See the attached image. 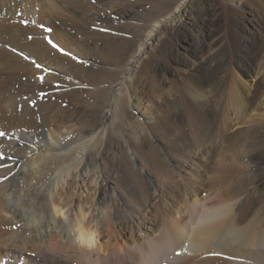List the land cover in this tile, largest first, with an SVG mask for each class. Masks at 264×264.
<instances>
[{"label":"bare ground","instance_id":"6f19581e","mask_svg":"<svg viewBox=\"0 0 264 264\" xmlns=\"http://www.w3.org/2000/svg\"><path fill=\"white\" fill-rule=\"evenodd\" d=\"M22 1L18 17L13 0H0V264H264V113L258 120L248 109L264 100V73L248 91L239 77L231 78L230 107L213 108L208 95L227 60L238 62L247 82L253 79L251 65L264 47L254 30L241 35L239 53L189 70L170 97L171 110L147 113L142 132L135 129L136 138L127 141L120 128L132 133L128 109L140 108L142 75L148 73L146 66L137 68L139 61L148 60L158 82L173 58L187 64L171 48L162 62L152 51L164 30L172 40L179 37L184 15L192 12L189 3L199 7L205 0H158L168 15L154 22L146 39L139 35L118 45L126 60L106 63L108 71L102 46L95 56L86 54L87 64L72 55L92 32H82L78 20L58 23L64 14L58 0ZM144 1L157 0L117 7L119 22L109 37H123L121 20ZM206 9L190 26V37L203 46L206 36L196 28L209 24ZM42 19L45 26H37ZM89 67L95 115L84 130L64 133L60 122L88 102L74 77ZM218 138L224 142L216 144ZM226 141L241 149L239 159L224 160ZM129 147L133 157L126 154ZM66 180L72 190L59 189Z\"/></svg>","mask_w":264,"mask_h":264},{"label":"rangeland","instance_id":"374dc122","mask_svg":"<svg viewBox=\"0 0 264 264\" xmlns=\"http://www.w3.org/2000/svg\"><path fill=\"white\" fill-rule=\"evenodd\" d=\"M47 1H49V0H40V2H42V3L43 2L47 3ZM58 1H59V3L62 4V6H64V11H63L64 14L62 15V17L60 19H57L58 23L61 22V19L63 17L65 18V20L62 19V21H69L71 23V25H72L73 21L75 22L76 20H78L75 22V25L81 26L80 29L82 32L83 31L92 32L91 33L92 35H87L86 36L87 38L79 40L78 41L79 43L77 42L78 44H80L78 46L79 50H75L74 54H72V55L76 59H79V60H81V62L87 64L86 61L88 60V58L85 57L86 54H87V57H89V58L92 56H95L97 54V52H96L97 46H100V47L102 46L104 49L103 52L106 55L108 61H105L104 62L105 64L100 63V62H98L97 64H103L104 69L107 71L109 70L107 68L109 66V64H106V63H112V64L117 63L118 64V63H120V62L122 63L123 61L126 60L123 58L124 52L122 51V47L119 48V46H122L123 43L125 44V42L129 39L133 40V39L139 37V35H140V38H142L143 40L146 39V37H147L146 35L150 32L151 29H153V26L155 25L154 22L158 21V19L164 18L170 12L169 8H167V9L161 8V7L159 8L158 6L160 5V2L157 3L158 0L152 1V2L151 1L150 2L144 1L143 4L141 3L143 5V7L138 6L136 8L135 12L132 13V15L121 20L122 22L120 24L122 25L123 28L125 27L124 29L126 32H123L124 30L119 31V32H121V34H123V37L119 38L117 36H115V37L110 36L109 37V35H111L112 33H116V31L114 29L116 28V26L118 25V22H119V20L115 18V16L117 15V11H116L117 7L120 6L121 4H126L127 6H132L133 4L134 5L137 4L139 2V0H103V1L99 0L98 2H97V0H90V1L89 0H77V1L76 0H71V1L66 0V2H65V0H58ZM78 1H80L79 2L80 4L78 3ZM87 2H88V4H87ZM101 2H102V4H101ZM121 2H123V3H121ZM140 2H141V0H140ZM12 3L13 4L16 3V6H17L15 8V9H17V12L15 15L18 17H22L24 14L23 9L25 6V5L22 6L23 1L22 0H13ZM205 3H206V5L201 4L199 7H196L197 4L195 5L193 3H189V7H190V10L192 12H187L184 15V24L181 25L183 30L180 32L179 37L177 39L172 40V37L168 33V30H164L165 32H164V34H162L160 41L158 43L157 42L155 43V47H154L153 51H156V52L152 51L153 60L154 61L157 60V61L162 62L164 57L166 56V53H167L166 50L171 48V50L175 54H177L178 56L180 55L179 57L181 59L186 60L187 64L186 63L185 64L184 63L178 64L176 59L173 58L172 63L169 65V67H167V69L162 70V72L160 73V75H159L160 80L158 82L155 79L154 70L149 68L147 65L148 60L145 58H142L139 61L137 68L140 69L141 67L146 66V68H147L146 71L148 73L147 74L144 73L142 75V76H145V78H144V84L141 87V91L139 92V96L142 97L140 99L142 101L140 108H138V109L129 108L128 109L129 111L127 114H132L133 118L126 121L128 123V125L126 124V122H125V124H126V127L131 129L132 133L128 132V130H126V128H124V126L122 127L123 129L120 128V131L122 130L121 131L122 135L125 136V139L127 138L126 139L127 141H130L131 139L136 138L135 133L133 132L135 129H136V131L138 130V131L142 132V127L145 124H147V120H146L147 119L146 118L147 113L154 112L155 114H157L158 112H160L162 110H171V107L169 106L170 101H171L170 97L173 96V94L176 90L175 88L177 87V83L187 78V74H188L189 70H193L194 67H198L201 64L209 61L210 59H213L214 57L215 58L218 57L217 60L219 61V60H222L223 58H227V57L230 58V56L234 53V51L236 54L239 53V51H240L239 46H240L241 37H242L241 35H247V34L253 32V30H254L253 38H256L257 40L262 41L263 46H264V0H205L204 4ZM76 4H78V6H80V7H78ZM85 4H87V5H85ZM90 4H92V6ZM75 6H77V7H75ZM113 6H114V8H113ZM192 7H193V9H192ZM203 7L207 8L206 9V17H208L210 21H209V24L206 26H205V24H203V26L200 24H197L198 28H196V29L198 30L199 27H201L202 31L204 32L203 35L205 34L204 36H206V43L204 44V46L201 44L195 43L193 38L190 37V35H191V33H190L191 32V29H190L191 22H192V20H194L195 15H199V13H202V11H204ZM39 8H40V5L33 8L34 10H32V12H31V14L33 13L32 16H34V15L36 16V13L39 12ZM68 8L70 9V12H69ZM79 8H80L79 11L82 10L83 12L82 11H81V13L78 12ZM15 9H14V11H15ZM65 9L67 10V13H66ZM144 10H146V11H144ZM160 11H161V13H160ZM84 12H87V13H84ZM74 13L77 15H75ZM147 13H148V15H147ZM83 14H84V16H83ZM110 15H111L110 20L108 18L105 19V17H109ZM35 16L34 17L30 16L33 19L32 24H34V21L36 22L38 20L37 19L38 16H36V19H34ZM67 16H70L71 18H69ZM153 16L155 17V19ZM75 17H77V19ZM87 17H89V18H87ZM90 18H92V21H89ZM147 18H148V20H147ZM43 19H45V18L43 17ZM43 19L40 20L41 23L39 22L37 24V26H40V27L45 26ZM71 20H73V21H71ZM26 21H27V23H26ZM79 21H80V24H82L84 22L83 25H80ZM17 22H20L19 18H18ZM24 22H25V24H24ZM100 23H101V25H100ZM21 24L24 26H27L28 24H30V20L28 21L27 19H22ZM123 24L124 25L126 24V25L124 26ZM146 24H147V26H146ZM96 25H98V26H96ZM246 25H248L247 26L248 28L246 27ZM148 26H149V28H147ZM249 27L252 30L251 32H247V29H249ZM139 30H141V31H139ZM141 33H143V34H141ZM112 37H114V39ZM174 42H175V44H174ZM89 43H94V44H89ZM88 44L90 46H88ZM197 45H198V47H201V49L198 48ZM195 48L197 49V51H195ZM78 51L80 54L78 53ZM92 52H94V53H92ZM226 63H228V64H227V68H226L225 72L222 74L223 75L222 79L220 78V80L219 79L216 80L215 85L212 87L211 91L208 94L209 95V104L213 108L222 109L224 107H228V106L230 107V85L229 84L231 81L230 79L235 77V76L239 77L245 83V86H242V89H247V91H248L249 89L252 88V90H253V88L256 85V81L259 80L261 78V75L264 73V72L259 73V70L264 71L263 70V68H264V47L259 52L257 59L254 62V64L251 65L253 68V73H254L253 75L254 76H253V79H250L248 82L246 80L247 76H245L243 74L242 68L239 67L238 62L234 63V62H231L230 60L229 61L227 60ZM262 65H263V67H262ZM89 68H90L89 71L88 72L86 71L84 74H77L76 77H74L73 75L69 76V77H74L75 81L80 83V86H82V88H83V91H81V92H85V94L84 93H82V94L84 96V99L88 102L85 104L84 108L79 109L76 112H73L74 115L72 118L70 117V119L65 120L64 122H60L61 124H59V126L57 124L58 128H60V130H62L64 133L68 132V131L74 132L75 130H76L75 133H77V132H79V130H84L85 127H87L85 124L89 123L95 115L93 113L96 109V104H97L96 101L97 100H95L96 95H95V93H92L94 90H93V87L89 85V81L87 78L88 77L87 73L89 74V72L92 70L91 67H89ZM225 75H227V76H225ZM67 77H68V75H67ZM226 77H228V80H225ZM62 78H65V75H63V74L60 75V79H62ZM153 78H154V80H153ZM32 80L34 81L35 78H33ZM262 80H263V78H261V81ZM261 83H263V82H261ZM263 101H264L263 97H260L257 99L256 103H254V104L251 103L248 107L249 110H251V109L255 110V114H256L255 116H257L256 119H258V120L260 119L258 114L264 113V106H261ZM93 105H95V106H93ZM91 106H93V107H91ZM94 107H95V109H94ZM73 110H75V109H73ZM73 110H68V111L72 112ZM90 110H91V112H90ZM84 115H86V116H84ZM133 121H134V123H133ZM81 128H84V129H81ZM227 134H229V133L227 132L226 135ZM114 136L119 137V134H117V132H114ZM35 140H37V139H35ZM221 142H224V141L221 140L220 138H218L216 140V144H222ZM208 143L210 144V141H207V144ZM221 150L224 151V160H228V161H231L237 157L239 159V157L242 155L241 149H238L236 144H234V143L230 144L228 141H226L224 143ZM125 151H126V154L133 157L131 147H129V149H126ZM205 152L206 153L209 152V148H207ZM216 157H218V155H216ZM198 161L199 160L197 159L196 162H198ZM245 161H247V158H245ZM196 165H198V163ZM183 168H185V167H183ZM217 168L219 170L220 167L218 166ZM187 170H188V168H187ZM224 170H226V168ZM240 171L242 173L248 172L247 168H242V169H240ZM206 179H208V178L206 177ZM90 180L91 179H89V181ZM68 181L71 184L70 180H66V182L64 181L65 183H61V185H60L61 187H59V189H62L63 185L64 186L67 185V186H65V188L67 189L69 187L68 190H72L75 185H72L70 187V184H67ZM89 183H88V185H91V182H89Z\"/></svg>","mask_w":264,"mask_h":264},{"label":"snow or ice","instance_id":"6c2138e0","mask_svg":"<svg viewBox=\"0 0 264 264\" xmlns=\"http://www.w3.org/2000/svg\"><path fill=\"white\" fill-rule=\"evenodd\" d=\"M50 31V30H49ZM32 37H29V39H31ZM49 43L52 44L53 47H58V45L53 44L51 40H49ZM61 51H63L62 49H60ZM37 67H41V65L37 64ZM43 78L41 77V80ZM4 134L2 132H0V136H3ZM6 178V177H5Z\"/></svg>","mask_w":264,"mask_h":264}]
</instances>
